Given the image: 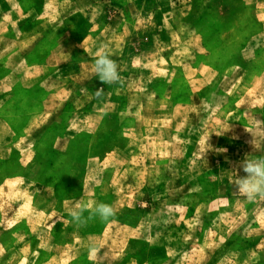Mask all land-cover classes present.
<instances>
[{
	"label": "rangeland",
	"instance_id": "rangeland-1",
	"mask_svg": "<svg viewBox=\"0 0 264 264\" xmlns=\"http://www.w3.org/2000/svg\"><path fill=\"white\" fill-rule=\"evenodd\" d=\"M101 49L121 83L95 75ZM11 96L28 117L6 120L0 179L44 187L0 197L59 246L47 263L46 232L0 231V264H264V199L234 190L236 163L264 157V0H0ZM98 202L110 222H72ZM22 239L21 255L7 246Z\"/></svg>",
	"mask_w": 264,
	"mask_h": 264
},
{
	"label": "crops",
	"instance_id": "crops-1",
	"mask_svg": "<svg viewBox=\"0 0 264 264\" xmlns=\"http://www.w3.org/2000/svg\"><path fill=\"white\" fill-rule=\"evenodd\" d=\"M25 86L26 88H28L30 85L26 84ZM13 97L14 96H11L10 98L4 97L2 98L3 100H1L0 102V127H2L0 128V136L6 135L7 131H8V134L13 132L10 129V122H9L13 117L20 118V119L28 117L26 115H23L22 111H19V113H17L18 109L17 107H15V103L17 106V104L20 101L16 100V98H13ZM8 99H9V109L10 110L6 111V108L8 107V102H5V101H8ZM33 119L36 121H33ZM38 119H39V115H36L34 117L33 115H31V122H30V124L32 125L31 129L34 127V124L35 122H37ZM6 120H9L8 121L9 124L7 123ZM10 149H16V145L12 146V148ZM2 150H8V148L6 146H0V151ZM35 182H38V180H33L31 179L30 176L26 174H19V175H15L11 177H4L0 179V194L1 195L4 194L5 196L7 192H12V193H18L20 195L26 190L27 184H30V183L32 184L31 186L33 187L35 186L36 188L38 186L44 187L43 185L41 184L39 185V183H35ZM4 196H2V198L0 197V231L1 232H11V234L13 232L14 237L18 239L23 238V234L25 236V233L27 231L33 232L37 230L41 232H46L44 233V235L40 234L38 236V240L46 241L45 246L41 244L40 247L42 248L43 251L52 255L50 256V258L48 257L46 259V262L47 263L52 262L54 260L53 253L55 249L57 248V246L59 245L56 246L53 240L48 239L47 232L49 230L53 231L54 226L52 225V227L50 228L49 221L47 219L45 218L39 219L40 213L37 214L35 211H34L35 213L30 212L28 208L29 205L27 204L26 201L19 202L16 206H14L11 209L10 206L7 205L6 199ZM26 229L27 231H24ZM24 241L25 240L22 239V241H18L16 245L14 244L13 246H9L7 244V246L10 248H13V247L18 248V250L16 251L18 252L19 255H21L20 252L24 251L25 249L24 247L26 246V244H24ZM2 245L6 246V244H2ZM21 261H27V260L23 258L21 259Z\"/></svg>",
	"mask_w": 264,
	"mask_h": 264
},
{
	"label": "clouds",
	"instance_id": "clouds-1",
	"mask_svg": "<svg viewBox=\"0 0 264 264\" xmlns=\"http://www.w3.org/2000/svg\"><path fill=\"white\" fill-rule=\"evenodd\" d=\"M93 71L101 84L109 86L122 82L117 62L109 54L101 49L94 58ZM103 96V89H97L94 97L100 99ZM219 151H226L220 149ZM243 160L236 163L237 171H234V190L243 199L253 202L257 199H264V157ZM238 170H242L245 175L240 176ZM85 212L88 213L85 216ZM68 215L73 223L78 226H86L89 221L99 220L101 223H108L116 216V210L112 205L98 202L94 206L87 204H77L69 209ZM100 249L97 245H90L88 256L94 260Z\"/></svg>",
	"mask_w": 264,
	"mask_h": 264
}]
</instances>
